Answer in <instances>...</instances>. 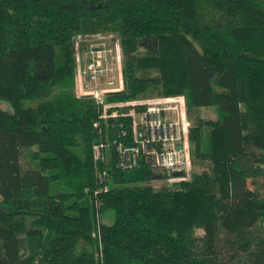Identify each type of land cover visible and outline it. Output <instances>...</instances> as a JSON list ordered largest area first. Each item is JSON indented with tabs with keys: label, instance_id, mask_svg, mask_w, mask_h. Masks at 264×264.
I'll return each instance as SVG.
<instances>
[{
	"label": "trees",
	"instance_id": "trees-1",
	"mask_svg": "<svg viewBox=\"0 0 264 264\" xmlns=\"http://www.w3.org/2000/svg\"><path fill=\"white\" fill-rule=\"evenodd\" d=\"M109 27L124 87L105 101L181 95L189 181L93 162L130 127L74 94L70 38ZM0 101V264H96L106 212L103 264H264V0H0Z\"/></svg>",
	"mask_w": 264,
	"mask_h": 264
},
{
	"label": "built area",
	"instance_id": "built-area-1",
	"mask_svg": "<svg viewBox=\"0 0 264 264\" xmlns=\"http://www.w3.org/2000/svg\"><path fill=\"white\" fill-rule=\"evenodd\" d=\"M72 39L74 68V94L93 99L98 105V119H128L130 131L120 129L117 139L110 144L112 152L103 154L107 144L92 146L93 162L107 163L113 159L119 171L134 169L143 161L153 174L168 185L187 182L191 178L189 119L184 98L181 95L156 97L146 101L106 102L109 93L123 89L122 51L112 34L101 32L76 35ZM96 126V122L92 123ZM121 128V123L118 124ZM129 139L126 141V139ZM98 177L103 172H96ZM156 180V179H155ZM94 194H96L94 192ZM95 206L98 203L95 202ZM99 216L90 237L95 241L93 257L96 264H103L100 248ZM97 245V249H96ZM32 264H38L33 261Z\"/></svg>",
	"mask_w": 264,
	"mask_h": 264
},
{
	"label": "rangeland",
	"instance_id": "rangeland-1",
	"mask_svg": "<svg viewBox=\"0 0 264 264\" xmlns=\"http://www.w3.org/2000/svg\"><path fill=\"white\" fill-rule=\"evenodd\" d=\"M98 32L106 33V34H112L115 41H117L119 44H121L119 34L117 32H115L114 30H112L110 27L109 28H103L102 31H98ZM80 34H83V32ZM76 35H78V33H74L70 38L71 50H72V39L74 38V40H76V38H77ZM120 47H121V45H120ZM142 52H144V49L142 47H139L136 51L137 54H141ZM72 53H73V50H72ZM145 74L148 76H156L157 75V73L153 70L145 71ZM123 87H124V85H123ZM156 96L157 95H155L153 91H149V92H145L144 94H140V96L137 98V100L146 101V100H149L152 98H156ZM165 97H167V96H165ZM0 108L2 110L10 111L9 105L4 101H0ZM198 114L202 119H212L213 120L216 118L215 110L212 107L200 108L198 110ZM32 149L33 148H30L29 150H27V149L21 150L22 156L20 158V162H21L22 167H24V168H27V167L33 168L34 167V162L31 161L30 158L28 157V154H29L30 150H32ZM107 153H108V147H105L103 154L107 155ZM200 170H202L200 165H192L191 172H195V171L199 172ZM161 184H163V180L160 181V180L156 179L154 181H151V185L154 189L158 188ZM168 185H170V184H168ZM99 218L101 219L103 224H109L112 220V213L106 212V213L102 214V216H99ZM196 232H198V231H196ZM92 249H93V247H92ZM186 264H197V263H195L194 261H189Z\"/></svg>",
	"mask_w": 264,
	"mask_h": 264
},
{
	"label": "water",
	"instance_id": "water-1",
	"mask_svg": "<svg viewBox=\"0 0 264 264\" xmlns=\"http://www.w3.org/2000/svg\"><path fill=\"white\" fill-rule=\"evenodd\" d=\"M153 178H154V179H158V178H159V176H156V175H155Z\"/></svg>",
	"mask_w": 264,
	"mask_h": 264
}]
</instances>
